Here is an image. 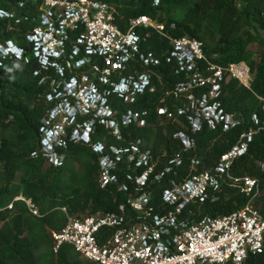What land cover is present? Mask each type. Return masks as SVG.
Here are the masks:
<instances>
[{"label": "trees", "instance_id": "trees-1", "mask_svg": "<svg viewBox=\"0 0 264 264\" xmlns=\"http://www.w3.org/2000/svg\"><path fill=\"white\" fill-rule=\"evenodd\" d=\"M23 1L0 0L1 9L16 14L14 18H0V44L17 39L26 51L22 59L0 56V264H84L69 244L55 253L51 231L65 226L67 214L79 217L86 213H113L125 206L133 215L127 201L134 196L135 186L127 175H140L143 169L128 168L132 147L150 151L151 163L156 164L158 171L180 157L178 175L169 178L182 181L215 168L222 155L237 144L240 134L252 126V114L262 113L258 97L264 98V0H159L156 6L155 0H94L114 5L115 22L124 32L130 21L140 15L164 26V35L152 28L136 29L139 51L124 70L108 75L110 84L100 79L108 67L102 58L87 54L81 45L80 51H74L84 31L82 26L74 31L68 29L65 54L52 58L61 69L42 66L33 44L27 40L28 34L40 25L41 12L30 2L19 8ZM184 37L202 41L207 59L214 64L227 67L244 61L250 65L252 89L233 79L223 81L219 98L226 112L244 121L238 129L224 132L222 125L211 128L204 122L200 131L192 133L188 116L193 113L179 114L189 107V95L202 97L210 90V86H204L179 91L191 83L194 73L203 78L209 76L202 61L188 73L180 70L178 60L172 56L171 39ZM78 61L82 65L77 68ZM140 75L150 78L142 93L126 99L113 92L111 84L123 78L136 80ZM82 77L105 98L112 121L99 118L94 112L79 115L77 126L91 123L90 138L100 144V152H95L90 144L68 138L66 146L58 150L64 156L62 164L50 165L41 151L42 129L49 122L51 110L61 102L57 96L65 84L71 78L79 82ZM129 115L131 119L126 121ZM179 133L192 138L194 147L185 151ZM119 151L126 154L110 169L119 183L102 188L101 157L115 160ZM262 162L264 131L255 136L249 151L234 160L231 168L235 176L257 178L261 194L247 197L239 189L227 186L214 202L192 206L197 212L195 220L230 215L254 196L255 207L264 213ZM123 182L129 187L127 192L121 189ZM163 188L155 185L150 189L153 205L160 209L164 207ZM19 197L31 200L40 216L33 215ZM62 208L67 209V214ZM245 264H264V253L249 255Z\"/></svg>", "mask_w": 264, "mask_h": 264}, {"label": "built area", "instance_id": "built-area-1", "mask_svg": "<svg viewBox=\"0 0 264 264\" xmlns=\"http://www.w3.org/2000/svg\"><path fill=\"white\" fill-rule=\"evenodd\" d=\"M27 2L36 5L41 12L40 25L27 36L28 42L33 44L35 56L40 64L55 65L57 69H61L52 58H61L65 54L68 29L74 31L82 26L84 31L77 40L78 45L73 47L74 51H80L81 45L87 54L105 61L108 67L100 77L104 83L108 82L110 73L124 70L126 63L139 51L140 38L136 33L138 27L152 28L164 35V26L146 15L132 19L128 31L124 32L115 22L114 5L104 2L25 0L20 2L19 8L25 7ZM158 4L159 0H155L154 5ZM15 15L14 11L0 8L1 19L14 18ZM23 19L28 20V17ZM171 44L172 56L178 60L180 70L188 73L202 61L206 63L209 72L207 78L194 73L191 83L179 89L182 92L194 87L210 86L208 93L202 97L189 95V107L179 112L193 113L188 116L192 133L200 131L204 122L211 128L220 124L224 132L242 126L244 121L226 112L219 98L223 81L233 79L252 89L254 76L250 65L244 61L229 64L227 67L214 64L207 59L204 53L205 45L198 39H171ZM4 48L6 45L0 44V50ZM81 65L82 62L78 61L76 67ZM94 69L98 70L96 67ZM81 79L78 82L77 79L71 78L67 85L73 97L57 103L55 108L62 103L71 102L80 107L84 115L94 112L99 118L112 121V112L105 98L96 86L88 84L87 78L86 83ZM73 81L78 83L77 91H72ZM110 83L109 81L107 84ZM149 84V76L140 75L136 80L123 78L119 83L111 85L114 93L131 99L142 93ZM258 98L262 113L252 114V126L240 134L237 144L222 155L215 168L203 173L194 174L182 181L169 178L173 174L178 175L176 170L182 166L180 157L173 159L169 166L158 171L156 164L151 163L150 151L141 152L132 147V153L128 155V168L143 169L140 175H127V180L135 186L134 196L127 201L133 215L127 212L125 206H120L118 212L86 213L79 217L69 216L67 209L62 208L68 220L60 231H51L54 252L69 244L83 260L94 264H245L249 255L263 254L264 213L254 204V197L261 194L260 182L257 178L235 176L231 172L233 161L245 155L255 136L264 131V98ZM54 109L50 112L48 121L52 118ZM61 111L62 109L58 110ZM56 116L57 113L54 117ZM131 116L125 117V120L129 121ZM45 132L46 126L42 129V133ZM178 137L185 151L194 147V140L186 134L179 133ZM41 151L50 165L62 164L64 156H54L44 148ZM125 154L126 151H119L115 160L108 156L101 160L102 188L109 183H119L118 177L110 174V169L116 167ZM260 167L263 171L264 162ZM155 185L164 187L161 193L163 209L153 205L150 189ZM227 186L239 189L247 197L254 194L255 196L243 208L230 215L204 217L197 222V212L192 206L214 202L218 199V193ZM121 189L125 192L129 190L126 182L121 183ZM19 199L26 202L33 215L40 216L38 208L31 200L24 197Z\"/></svg>", "mask_w": 264, "mask_h": 264}, {"label": "clouds", "instance_id": "clouds-1", "mask_svg": "<svg viewBox=\"0 0 264 264\" xmlns=\"http://www.w3.org/2000/svg\"><path fill=\"white\" fill-rule=\"evenodd\" d=\"M41 39H43V37ZM4 45H6V48L0 50V56L14 57L15 59H22L24 57L26 51L23 46L19 45L18 42L16 43L12 40L8 41ZM53 58L59 59V57ZM74 82L75 84H73L72 91H77L78 83H76V81H73V83ZM61 93L62 94L58 97L59 101L61 99V102H63L68 97H73L71 95V92H69V87L67 83L65 84V87ZM59 109H62V111L58 112ZM56 113L57 116L54 117ZM79 115L83 116V111L80 107L71 102L70 104L62 103L61 106L55 108L52 118L50 119L49 123L45 125L46 132L42 133V148L47 151H50L54 156H63L59 153L58 150L59 148H64L66 146L67 139L70 138L75 141H83L86 144H90L95 152H100V144L93 143L90 138V134L92 132L91 123L86 122L82 125V127L77 126L76 123ZM60 127H62V129H60ZM63 142L65 144H63ZM104 157H101V160Z\"/></svg>", "mask_w": 264, "mask_h": 264}, {"label": "rangeland", "instance_id": "rangeland-1", "mask_svg": "<svg viewBox=\"0 0 264 264\" xmlns=\"http://www.w3.org/2000/svg\"><path fill=\"white\" fill-rule=\"evenodd\" d=\"M13 42H16V43H17L18 40L15 39V40H13ZM81 81H82V82H85V81H86V78L82 77ZM85 83H86V82H85ZM73 84H75V82H74ZM48 164H49V162H48ZM82 261H84V262H83L84 264H94V263H91V262L85 261V260H83V259H82Z\"/></svg>", "mask_w": 264, "mask_h": 264}]
</instances>
